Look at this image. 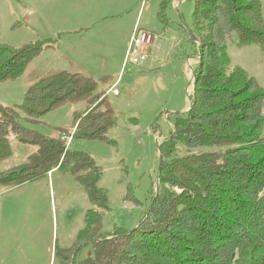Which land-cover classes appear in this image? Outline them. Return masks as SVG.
<instances>
[{
  "label": "trees",
  "instance_id": "1",
  "mask_svg": "<svg viewBox=\"0 0 264 264\" xmlns=\"http://www.w3.org/2000/svg\"><path fill=\"white\" fill-rule=\"evenodd\" d=\"M194 1L190 36L199 58L191 106L176 115L170 138L159 146V191L135 229L102 233V210L109 205L98 185L101 167L86 152L72 151L64 138L19 122L20 112L37 122L68 101L86 100L90 107L75 115L72 139L114 142L107 132L117 117L106 93L98 92L97 80L62 71L32 84L20 104H0V161L11 155L10 134L37 147L26 161L0 172V185L69 171L94 205L76 241L64 251V264L71 258V264H264V87L242 66L231 68L228 53L232 33L239 47L257 44L264 50L263 4ZM171 2L163 0L161 19ZM50 44L16 48L0 42V83L21 76ZM87 244L93 255L81 258Z\"/></svg>",
  "mask_w": 264,
  "mask_h": 264
},
{
  "label": "rangeland",
  "instance_id": "2",
  "mask_svg": "<svg viewBox=\"0 0 264 264\" xmlns=\"http://www.w3.org/2000/svg\"><path fill=\"white\" fill-rule=\"evenodd\" d=\"M162 2L0 0V42L16 48L37 41L51 43L21 76L0 83L1 105L20 104L32 84L62 70L91 75L98 81V92L117 81L120 94H106L117 117L107 132L114 142L72 139L75 115L90 107L86 100L68 101L37 122L28 121L23 112L19 117L32 130L64 138L72 151L86 152L101 167L98 185L107 192L109 205L102 210L105 234L116 228L130 231L142 223L159 185V146L170 138L176 115L186 114L191 106L199 58L190 36L195 1L172 0L165 19L160 18ZM135 20L155 38L143 50L144 60L128 56V44L124 63V40ZM237 41L232 33L228 41L231 68L242 66L264 86V50L257 44L239 47ZM85 52L82 62L73 61ZM108 60L111 64L105 63ZM9 141L12 152L0 161V172L23 163L37 150L13 134ZM181 150L185 152L184 147ZM93 207L69 171L54 170L12 187L0 185V264H64V251L76 241ZM92 255L90 244L79 254L81 258Z\"/></svg>",
  "mask_w": 264,
  "mask_h": 264
},
{
  "label": "built area",
  "instance_id": "3",
  "mask_svg": "<svg viewBox=\"0 0 264 264\" xmlns=\"http://www.w3.org/2000/svg\"><path fill=\"white\" fill-rule=\"evenodd\" d=\"M155 36L145 30L135 28L128 47V56H133L135 60L145 59L147 54L143 50L150 46ZM115 94H118L116 89L113 90Z\"/></svg>",
  "mask_w": 264,
  "mask_h": 264
},
{
  "label": "crops",
  "instance_id": "4",
  "mask_svg": "<svg viewBox=\"0 0 264 264\" xmlns=\"http://www.w3.org/2000/svg\"><path fill=\"white\" fill-rule=\"evenodd\" d=\"M138 22H137V20H135V22H133L130 26H129V24H128V26H129V31H128V34H127V36H126V39L124 40V45H125V52H123L124 54H122V56H121V58H122V61H124V63H125V61L127 62V52H126V49H127V45L129 44V42H130V40H131V37H132V34H133V32H134V30H135V28H138V29H141L142 30V28H140V26H138L139 24H137ZM127 32V31H126ZM129 47V46H128ZM86 54H88V52H85V54L83 53V54H81V55H79V57L78 56H74V59H73V61H83V59L82 58H80L82 55H83V58H84V56L86 55ZM124 55V56H123ZM90 60H91V58H90ZM140 60H144V59H140ZM105 63H107V64H111V62L108 60V61H105ZM81 64V63H80ZM62 71H66V70H62ZM61 71V72H62ZM66 72H68V71H66ZM70 73V72H69ZM75 73H80V72H75ZM82 74V73H81ZM84 75H87V74H84ZM87 76H91V75H87ZM104 78H107L105 75H104ZM256 78V77H255ZM257 79V78H256ZM258 80V79H257ZM259 82V81H258ZM260 83V82H259ZM116 84H117V81H115L113 84H111L104 92L107 94V93H111V92H114L113 90L114 89H116L117 91H118V89H117V86H116ZM261 84V83H260ZM262 85V84H261ZM263 86V85H262ZM264 87V86H263ZM118 93L120 94V92L118 91ZM115 94V93H114ZM189 108H187V110H188Z\"/></svg>",
  "mask_w": 264,
  "mask_h": 264
},
{
  "label": "water",
  "instance_id": "5",
  "mask_svg": "<svg viewBox=\"0 0 264 264\" xmlns=\"http://www.w3.org/2000/svg\"><path fill=\"white\" fill-rule=\"evenodd\" d=\"M162 161H163V156L161 155L160 167H161ZM158 191H159V185H158V187H157V193H158Z\"/></svg>",
  "mask_w": 264,
  "mask_h": 264
}]
</instances>
